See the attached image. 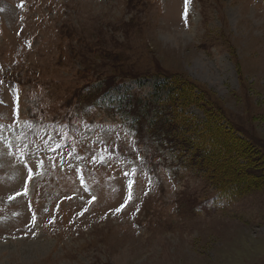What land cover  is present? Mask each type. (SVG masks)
Listing matches in <instances>:
<instances>
[{
	"label": "rangeland",
	"instance_id": "374dc122",
	"mask_svg": "<svg viewBox=\"0 0 264 264\" xmlns=\"http://www.w3.org/2000/svg\"><path fill=\"white\" fill-rule=\"evenodd\" d=\"M159 69L264 149V0H0V264H264V185L225 197L137 129Z\"/></svg>",
	"mask_w": 264,
	"mask_h": 264
},
{
	"label": "trees",
	"instance_id": "16d2710c",
	"mask_svg": "<svg viewBox=\"0 0 264 264\" xmlns=\"http://www.w3.org/2000/svg\"><path fill=\"white\" fill-rule=\"evenodd\" d=\"M158 71L165 103L157 121L144 127L139 119L137 129H151L164 150L216 184L225 197L261 188L264 149L258 147L257 137L231 120L203 85L179 73ZM190 106L201 108L204 117L196 119L186 112Z\"/></svg>",
	"mask_w": 264,
	"mask_h": 264
}]
</instances>
